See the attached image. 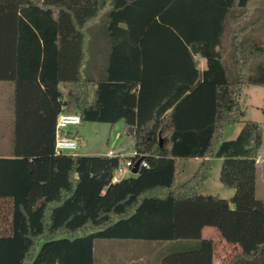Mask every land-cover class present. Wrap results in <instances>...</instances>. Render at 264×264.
Listing matches in <instances>:
<instances>
[{"label":"trees","instance_id":"1","mask_svg":"<svg viewBox=\"0 0 264 264\" xmlns=\"http://www.w3.org/2000/svg\"><path fill=\"white\" fill-rule=\"evenodd\" d=\"M0 81L15 88L12 155L0 156L13 233L0 237V264H94L96 239L195 240L160 264H213L202 226L229 202L237 222L264 204L255 197L260 126L240 104L244 87L264 86V0H0ZM62 104L80 123L122 120L138 153L123 158L147 167L113 181L118 159L71 154L65 186L28 203L27 160L56 155ZM31 109L42 120L25 122ZM228 125L238 129L224 137ZM188 158L202 160L177 184L176 159ZM211 158L222 159L229 200L199 193ZM228 264H264V225Z\"/></svg>","mask_w":264,"mask_h":264},{"label":"rangeland","instance_id":"2","mask_svg":"<svg viewBox=\"0 0 264 264\" xmlns=\"http://www.w3.org/2000/svg\"><path fill=\"white\" fill-rule=\"evenodd\" d=\"M201 57L196 58L197 65L202 63ZM6 85L10 82L0 81V99L2 96L8 101ZM10 97V95H9ZM264 102V86L248 85L242 89L240 104L245 111L244 119L256 121L261 131V146L258 150L256 163V183L255 197L258 201L264 202V115L261 106ZM76 136V151L84 159L92 158L95 152L100 148L104 141L105 145L115 147L116 150L124 147L126 156H131L134 146V130L128 132L122 122L115 125L105 122L87 121L75 126L68 127ZM235 129H238L235 126ZM237 131V130H236ZM118 137L115 138V135ZM125 158H121L123 163ZM220 158H211V171L208 179L200 188L201 195L216 196L220 199L229 200L233 195V190L223 186L219 181L221 168ZM194 160L180 159L176 164V183L182 184L187 181L197 168ZM133 174L130 171L125 172L122 178H127ZM121 176V175H120ZM233 209H228L222 213V218L217 224H204L200 231L202 238H211L213 240V264H228L233 257L248 249L255 242L258 234L263 230L264 204L261 207L250 210L248 215H242V221L237 222V214H232ZM121 244V247L115 248V245ZM195 244V240H176L170 242L144 241L130 239H96L94 241V264H160L161 257L170 252L183 251ZM136 245L139 250L132 248ZM119 246V245H118ZM124 249L123 255L120 254L121 248Z\"/></svg>","mask_w":264,"mask_h":264},{"label":"crops","instance_id":"3","mask_svg":"<svg viewBox=\"0 0 264 264\" xmlns=\"http://www.w3.org/2000/svg\"><path fill=\"white\" fill-rule=\"evenodd\" d=\"M197 57L198 56H195V59ZM205 66H206V63H205V60L203 59L202 63H200V65H197V69L203 70ZM7 82H10V81H7ZM4 89H6L7 91L8 101L7 99L5 100L4 96H2V98L0 99V156L9 157L10 155H12L13 128L15 124V101H14L15 88H14L13 82H10V85H6V88L4 87ZM59 89L61 92H63L64 91L63 85L60 84ZM0 90L4 91L3 89H0ZM36 108H39V107H36ZM31 111L32 113L24 117L25 122L26 121L36 122V121L42 120L40 112L35 111V109L33 110L31 109ZM62 111H64V104H62L60 108V112ZM60 112H58V114ZM52 119H53L52 109L51 110L49 109L48 111L49 121H47V125L51 124ZM118 122L123 123L122 120ZM118 122H116L115 124H117ZM124 127L125 129L127 128L125 125ZM236 130L237 129H235V125L226 126L224 129V137L233 135ZM70 131L71 130H68V132ZM116 137H118L117 134L115 135V138ZM131 137L134 140V136L131 135ZM132 148H133V151L131 155L138 154L136 150L134 149V146ZM75 154L81 155L77 151L75 152ZM68 155H71V154L66 153L62 155H54L50 158H30L27 160V167L31 168L33 172V183H32V186L27 196L28 203L32 204L35 198L42 191L55 190L58 188L60 189L61 187L65 186L66 178L64 176V172H65L66 160L63 157L68 156ZM95 155L104 156L106 158H116L119 160L118 162V165H119L122 163L120 159L126 156V152L124 150V147H121L120 149L116 150L115 147H111L108 144L105 145V142L103 141L98 151L95 152ZM178 160L180 159H176V164ZM183 160H194V162H196V164L199 165L202 159L201 158H188V159H183ZM256 166H257V163H256ZM120 178H122V175L120 176L119 174H115L113 181H117ZM12 205H13L12 198L0 197V237H9L13 233L12 231L13 230L12 229ZM228 206L230 209H234L233 203L229 202ZM1 210H2V213H1ZM42 241L43 240L39 242V245L41 244ZM118 245H115V248L119 249L121 247V244H118ZM131 247L135 248L136 250L140 249L136 245H133ZM124 249H128V247L123 246L121 248L120 254L121 253L122 255L124 254L122 251Z\"/></svg>","mask_w":264,"mask_h":264},{"label":"built area","instance_id":"4","mask_svg":"<svg viewBox=\"0 0 264 264\" xmlns=\"http://www.w3.org/2000/svg\"><path fill=\"white\" fill-rule=\"evenodd\" d=\"M80 116L77 113H70L62 111L57 115L54 133V152L56 155L70 153L75 154L77 149V140L66 138L62 135L61 131L70 126L80 124ZM135 155V154H133ZM134 161L132 159H126L123 163L119 164L113 172V178L115 174L123 175L127 171H131L134 168ZM140 164L147 167V162L142 161Z\"/></svg>","mask_w":264,"mask_h":264},{"label":"water","instance_id":"5","mask_svg":"<svg viewBox=\"0 0 264 264\" xmlns=\"http://www.w3.org/2000/svg\"><path fill=\"white\" fill-rule=\"evenodd\" d=\"M194 48H195V45L192 44V49H194ZM128 132H132L131 127L128 128ZM159 145H162V139L160 137H159ZM141 160H142V158H139L137 161H135L134 168L131 169L132 174H134V175L137 174Z\"/></svg>","mask_w":264,"mask_h":264}]
</instances>
